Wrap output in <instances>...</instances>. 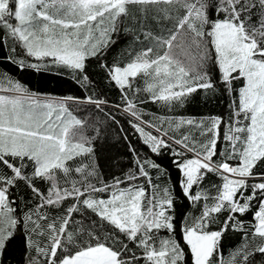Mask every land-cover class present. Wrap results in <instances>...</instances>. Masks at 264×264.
I'll list each match as a JSON object with an SVG mask.
<instances>
[{"label":"snow or ice","instance_id":"1","mask_svg":"<svg viewBox=\"0 0 264 264\" xmlns=\"http://www.w3.org/2000/svg\"><path fill=\"white\" fill-rule=\"evenodd\" d=\"M0 52L86 89L94 60L142 146L122 127L130 166L106 176L103 129L74 110L106 99L0 73V264H264V0H0ZM198 93L226 95V113L172 114Z\"/></svg>","mask_w":264,"mask_h":264},{"label":"trees","instance_id":"2","mask_svg":"<svg viewBox=\"0 0 264 264\" xmlns=\"http://www.w3.org/2000/svg\"><path fill=\"white\" fill-rule=\"evenodd\" d=\"M120 42L115 45L107 55V62L111 63L115 59H119L121 54L125 51L129 44V38H126L123 33L120 34ZM5 53L0 52V73H7L12 78L19 80L30 90L45 96L63 97L73 95L83 98L92 95L99 96L106 99L108 104L104 109L97 110L94 106L87 103H80L74 105V110L78 112L81 118L92 122H99L103 129L102 139L97 144V154L99 162L104 174L112 175L118 174L119 168H127L130 166L131 156L128 152L127 142L122 139L124 132L121 130L128 129L127 117L121 112L115 110L114 105L120 102V94L118 90L110 86L104 77L103 71L96 66L95 61L89 63V74L93 80V84L87 89L78 85L72 75L67 72H57L55 69L51 71H36L33 69L20 70L10 62L3 60L2 57ZM239 87V84L236 85ZM229 98L224 95L216 94L209 96L207 100L204 98L203 93H198L193 96L188 103L183 106H177L173 115L185 117H205L209 115H222L226 113V105ZM145 110L155 112L157 114H167L166 109H160L157 105L147 104ZM111 113V115H109ZM112 116L116 117L119 123H114ZM129 137L138 149H141L140 143L136 140L135 135L128 129ZM119 162V163H117ZM157 162L167 169L171 180L174 182L177 179V171L172 166L170 158L165 155L157 158ZM213 181L215 178H210ZM168 180V176L164 177ZM177 192V203L186 207V201L180 198L179 189ZM185 207L177 209V216L180 217L185 211ZM245 220L250 219V216H245ZM240 242L239 236L234 233H229L228 238L225 240V251L235 247ZM20 250L17 248L16 260L18 261Z\"/></svg>","mask_w":264,"mask_h":264}]
</instances>
